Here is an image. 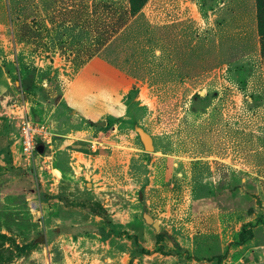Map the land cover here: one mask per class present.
<instances>
[{
    "label": "rangeland",
    "instance_id": "obj_1",
    "mask_svg": "<svg viewBox=\"0 0 264 264\" xmlns=\"http://www.w3.org/2000/svg\"><path fill=\"white\" fill-rule=\"evenodd\" d=\"M141 2L0 0V264H264L256 0Z\"/></svg>",
    "mask_w": 264,
    "mask_h": 264
},
{
    "label": "built area",
    "instance_id": "obj_2",
    "mask_svg": "<svg viewBox=\"0 0 264 264\" xmlns=\"http://www.w3.org/2000/svg\"><path fill=\"white\" fill-rule=\"evenodd\" d=\"M18 110L20 113L18 116V150L26 162L32 163L35 162L36 158L42 156L37 151L39 145H43L45 150L50 149L54 133L47 123L34 122L29 116L26 105H19Z\"/></svg>",
    "mask_w": 264,
    "mask_h": 264
},
{
    "label": "trees",
    "instance_id": "obj_3",
    "mask_svg": "<svg viewBox=\"0 0 264 264\" xmlns=\"http://www.w3.org/2000/svg\"><path fill=\"white\" fill-rule=\"evenodd\" d=\"M146 1L147 0H142V2L139 5L136 4L131 11L132 14L138 13L140 11V9L143 7V5L146 3ZM132 2L134 3L135 0H132ZM256 11H257L256 17H257L258 33L264 42V0H256ZM124 234H127V233L125 232ZM129 238H131V237L129 236ZM132 239L134 241V244L137 246L138 245L137 238L134 236ZM158 251H160V252L163 251L162 246L155 250V252H158ZM140 252L143 254H146V255L151 253L150 250H147L145 248H141ZM222 258H223L222 256L219 257V259H222Z\"/></svg>",
    "mask_w": 264,
    "mask_h": 264
},
{
    "label": "water",
    "instance_id": "obj_4",
    "mask_svg": "<svg viewBox=\"0 0 264 264\" xmlns=\"http://www.w3.org/2000/svg\"><path fill=\"white\" fill-rule=\"evenodd\" d=\"M138 132L140 134V137L144 143V146L146 148V150H150L152 149V140H151V137L146 134L142 129H138ZM44 146L43 145H39L37 147V151L42 154L44 153ZM146 220L148 222H151L152 226L155 228V230H159L160 226H159V223L157 221H153L152 218L150 216H146Z\"/></svg>",
    "mask_w": 264,
    "mask_h": 264
},
{
    "label": "crops",
    "instance_id": "obj_5",
    "mask_svg": "<svg viewBox=\"0 0 264 264\" xmlns=\"http://www.w3.org/2000/svg\"><path fill=\"white\" fill-rule=\"evenodd\" d=\"M207 2H209L210 0H206ZM218 4H220V5H224V6H228V5H237V6H239V5H241L242 3H244V0H218ZM234 9H235V7H233ZM224 11H226V8L224 9ZM223 11V12H224ZM242 12V11H241ZM236 13V12H235ZM252 13H253V16H254V20H256V12H255V10H253L252 11ZM237 20H239V19H241V17H242V13H240V14H237L236 13V15L234 16ZM243 17H246V15L245 16H243ZM89 128H91V127H88L86 130H88L89 131ZM77 131H79V130H77Z\"/></svg>",
    "mask_w": 264,
    "mask_h": 264
}]
</instances>
